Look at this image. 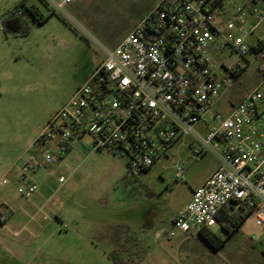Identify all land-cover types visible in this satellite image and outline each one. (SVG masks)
<instances>
[{
    "label": "rangeland",
    "instance_id": "obj_1",
    "mask_svg": "<svg viewBox=\"0 0 264 264\" xmlns=\"http://www.w3.org/2000/svg\"><path fill=\"white\" fill-rule=\"evenodd\" d=\"M157 1L74 0L67 16L54 12L38 24L28 15L26 30L11 32L4 24L11 13L34 6L45 16L51 8L42 0H0V182L6 180L0 186V204L12 213L9 223L24 224L32 218L30 232L35 223L49 221L43 238L25 249V236L11 231L10 242L0 246V264H113L108 254L120 245L131 264H202L208 255H217L213 258L219 261L239 253V264H264V231L252 218L218 252L199 238L164 236L173 215L216 164L211 154L191 156L188 137L140 174L130 173L123 161L107 152L89 153L81 145L58 162L46 163L43 148L54 154L56 150L50 144H34L102 62V48L114 47ZM214 57L218 63L244 68L217 103L223 110L225 103L257 86L263 62L250 54L246 62L227 51ZM176 164L184 170L181 180L175 179ZM22 174L38 186L29 199L17 193ZM59 177L66 183L59 184ZM212 230L225 236L219 226Z\"/></svg>",
    "mask_w": 264,
    "mask_h": 264
},
{
    "label": "built area",
    "instance_id": "obj_2",
    "mask_svg": "<svg viewBox=\"0 0 264 264\" xmlns=\"http://www.w3.org/2000/svg\"><path fill=\"white\" fill-rule=\"evenodd\" d=\"M42 1L67 16L74 0ZM16 14L24 16L21 9ZM225 51L263 63L257 86L220 110L217 103L244 70L215 60ZM102 53L88 80L37 136L34 144L56 150L43 148L44 161L58 162L81 145L89 153L107 152L140 174L188 137L191 156L211 154L217 166L164 236L191 239L239 210L264 231V0H158ZM174 171L181 180L182 166ZM20 181L17 193L24 199L37 192L23 174ZM58 183L66 181L59 177ZM11 216L0 204V224Z\"/></svg>",
    "mask_w": 264,
    "mask_h": 264
},
{
    "label": "trees",
    "instance_id": "obj_3",
    "mask_svg": "<svg viewBox=\"0 0 264 264\" xmlns=\"http://www.w3.org/2000/svg\"><path fill=\"white\" fill-rule=\"evenodd\" d=\"M43 4L47 6L44 2ZM16 11L11 13L4 21L5 28L11 32L26 30L25 22L26 16L28 15H30L38 24H43L51 14H54V11L51 9V12L43 16L40 10L34 6L26 7L25 11H23L24 16L17 15ZM248 217V212L244 210H239L229 216L223 215L220 218L222 220L221 227L225 233L224 237H219L217 234L208 229L202 230L199 233V236L212 248L216 250L220 249ZM125 253V246H117L108 254V259L111 260L113 264H131L124 258Z\"/></svg>",
    "mask_w": 264,
    "mask_h": 264
},
{
    "label": "crops",
    "instance_id": "obj_4",
    "mask_svg": "<svg viewBox=\"0 0 264 264\" xmlns=\"http://www.w3.org/2000/svg\"><path fill=\"white\" fill-rule=\"evenodd\" d=\"M121 41V40H120ZM119 41V42H120ZM118 42V43H119ZM117 43V44H118ZM116 44V45H117ZM115 45V46H116ZM114 46V47H115ZM245 96V94L240 98V99H238V100H235V101H229V102H227V103H225V105H224V108L223 109H227L228 107H229V105H231L232 103H234V102H237V101H239V100H241L243 97ZM78 146L76 145L73 149H75V148H77ZM73 149H71L69 152H68V154L73 150ZM67 154V155H68ZM216 166H217V163L215 164V168L212 170V172L216 169ZM212 172L205 178V180L198 186V187H200L201 185H203L204 184V182L207 180V178L212 174ZM198 187H196V188H194L193 190H192V193H193V191L195 190V189H197ZM192 198V197H191ZM191 200V199H190ZM43 204L37 209V211H38V213H40L41 212V210H43ZM56 213H57V218L58 219H60V215H59V213L57 212V211H55V215H56ZM176 214V213H175ZM175 214L173 215V217L175 216ZM173 217H172V219H173ZM248 218H250V217H248ZM30 219H32V218H30ZM30 219H28V223H29V221H31ZM44 219H46V217H44ZM172 219H171V221H172ZM28 223H22V224H17V225H15V223L14 224H12V221L9 223L8 222V220L6 221V223L4 224V225H1L0 224V246H4V245H6L7 244V242H10V237H9V235H10V232L11 231H14L16 234L15 235H21V234H23L25 237H23V239H24V242L22 241V245H23V248L24 247H29L30 246V244H33V243H35V242H38V241H40V239L41 238H43V236H44V232H45V230L47 229V227L49 226V221H48V223H44V225H42V224H38V222L37 223H35V230H33L32 232H30V231H28V227H29V224ZM244 223V222H243ZM242 223V224H243ZM242 224L239 226V228L242 226ZM221 225L222 224H219V225H217V226H219L220 227V229L222 230V227H221ZM257 227V226H256ZM239 228L234 232V233H236L238 230H239ZM259 228V227H258ZM211 231L213 232V230L211 229ZM223 231V230H222ZM224 232V231H223ZM215 233V232H214ZM8 234V235H7ZM216 234V233H215ZM218 235V234H217ZM219 237H222V235H218ZM232 237V236H231ZM193 238H199V239H201V240H203L200 236H196V237H193ZM22 239V240H23ZM188 240V239H187ZM204 241V240H203ZM264 241V240H263ZM205 242V241H204ZM255 242V241H254ZM251 244H253V242H250V244L248 245V246H250L251 247V249H252V252H253V255L256 253V250H255V248L251 245ZM209 245V244H208ZM210 246V245H209ZM211 247V246H210ZM212 248V247H211ZM25 249V248H24ZM212 250H214L215 252H218V250L219 249H214V248H212ZM23 254V251H22V253H19L18 254V256H19V258H22L21 257V255ZM39 255H40V252L38 253ZM215 256H217V255H215ZM215 256H213V257H215ZM242 256V253L240 254H236V255H234L233 257H231V256H229V255H227V256H222L220 259H219V261L218 260H216L215 258H213L212 256H210V255H208V257H207V261L205 262V263H202V264H239V262L237 261L240 257ZM244 256V255H243ZM246 256V255H245ZM32 258H34V256H32ZM230 258H232V259H234L235 261L234 262H232V260H230ZM257 262V261H256ZM62 264H67V262L66 261H64Z\"/></svg>",
    "mask_w": 264,
    "mask_h": 264
}]
</instances>
